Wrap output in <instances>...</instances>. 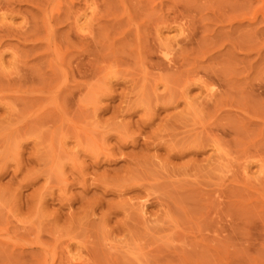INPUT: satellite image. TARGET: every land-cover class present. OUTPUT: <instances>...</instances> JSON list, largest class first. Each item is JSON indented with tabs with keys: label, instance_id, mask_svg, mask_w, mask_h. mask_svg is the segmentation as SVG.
<instances>
[{
	"label": "rangeland",
	"instance_id": "1",
	"mask_svg": "<svg viewBox=\"0 0 264 264\" xmlns=\"http://www.w3.org/2000/svg\"><path fill=\"white\" fill-rule=\"evenodd\" d=\"M0 59V264H264V0H0Z\"/></svg>",
	"mask_w": 264,
	"mask_h": 264
},
{
	"label": "bare ground",
	"instance_id": "2",
	"mask_svg": "<svg viewBox=\"0 0 264 264\" xmlns=\"http://www.w3.org/2000/svg\"><path fill=\"white\" fill-rule=\"evenodd\" d=\"M185 14H187V12L185 11V13L183 12V14L182 15H185ZM255 16H257V15H255ZM161 18H163V17H161ZM161 18L159 19L158 18V20L157 21H159V20H161ZM165 18V17H164ZM183 18H185V17H183ZM253 18H254V16H253ZM252 18V19H253ZM256 19V18H255ZM173 20V19H172ZM254 20V19H253ZM163 21H165L166 22V20H164V19H162L161 20V22L159 21L158 23H160V24H163L164 22ZM182 21H184L183 19H182ZM181 21V22H182ZM185 21H186V19H185ZM257 21V20H256ZM173 22V21H172ZM237 22H240V21H237ZM249 22H251L250 20H249ZM253 22H255V20L253 21ZM242 22H240L239 24H241ZM166 24H168L167 22H166ZM174 24H176L175 26L176 27H178L179 28V30L181 31V32H183L184 31V29H185V27H186V25H182L181 26V24L182 23H180V25H179V23L177 24V22H175V19H174V23H172V25H174ZM191 22H190V26H191ZM165 25V24H164ZM185 26V27H184ZM249 27H250V25H248ZM183 27H184V29H183ZM177 28V29H178ZM160 31H161V28H159V26H157L156 27V32H157V34L159 35V33H160ZM158 37V36H157ZM160 37V36H159ZM158 40H160L159 38H158ZM162 47L163 48H160L159 50H158V53H159V55L165 60V61H167L168 63H170L171 62V60H170V57H171V49H170V47H167V46H165V45H162ZM1 60V59H0ZM2 65V64H1ZM207 91H209V90H207ZM183 95V98H186V96H187V94H186V91L185 92H183L182 93ZM217 140H214L213 139V141H212V144H213V148H216V150H215V152H217L219 155L220 154H222V150L219 148V147H217ZM221 157H222V155H221ZM220 157V158H221ZM249 164L248 163H246V164H244V165H242V172H243V174L244 175H246L247 174V170H248V168H249V166H248ZM146 201L145 202H141L140 203V211L142 212V213H144L145 212V208H146Z\"/></svg>",
	"mask_w": 264,
	"mask_h": 264
}]
</instances>
